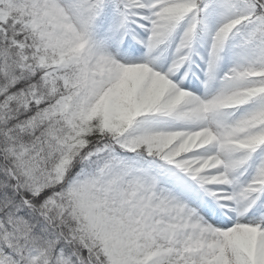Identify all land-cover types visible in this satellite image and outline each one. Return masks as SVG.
Returning <instances> with one entry per match:
<instances>
[{"label": "snow or ice", "instance_id": "1", "mask_svg": "<svg viewBox=\"0 0 264 264\" xmlns=\"http://www.w3.org/2000/svg\"><path fill=\"white\" fill-rule=\"evenodd\" d=\"M0 264H264V0H0Z\"/></svg>", "mask_w": 264, "mask_h": 264}]
</instances>
